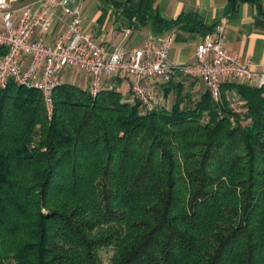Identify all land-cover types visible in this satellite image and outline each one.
Wrapping results in <instances>:
<instances>
[{
	"label": "trees",
	"instance_id": "obj_1",
	"mask_svg": "<svg viewBox=\"0 0 264 264\" xmlns=\"http://www.w3.org/2000/svg\"><path fill=\"white\" fill-rule=\"evenodd\" d=\"M108 249L109 264H264V87L148 111L65 82L51 114L35 88L0 89V264Z\"/></svg>",
	"mask_w": 264,
	"mask_h": 264
},
{
	"label": "built area",
	"instance_id": "obj_2",
	"mask_svg": "<svg viewBox=\"0 0 264 264\" xmlns=\"http://www.w3.org/2000/svg\"><path fill=\"white\" fill-rule=\"evenodd\" d=\"M69 17L66 27L53 42L41 36L32 39L36 29L47 34L52 19ZM173 34L162 32L146 37L141 48L126 52L108 51L86 30L81 14L69 7L68 0H37L18 10L9 0H0V89L8 83L37 89L49 114L53 110V92L66 81L63 73L75 69L88 78L87 90L95 97L108 80H128L134 101L145 110L158 106L155 93L148 91L147 79L169 82L176 76L202 80L214 102L221 98L223 80L254 87H264V69L255 70L225 47L219 35L199 42L195 61L173 64L168 55ZM232 106L241 103L233 93L227 97Z\"/></svg>",
	"mask_w": 264,
	"mask_h": 264
},
{
	"label": "crops",
	"instance_id": "obj_3",
	"mask_svg": "<svg viewBox=\"0 0 264 264\" xmlns=\"http://www.w3.org/2000/svg\"><path fill=\"white\" fill-rule=\"evenodd\" d=\"M12 9L37 0H9ZM77 10L86 30L95 34L97 42L108 51L129 52L141 48L150 34L161 31L173 34L169 61L173 64L195 61L196 45L216 33L222 37L227 50L239 59L251 63L255 70L264 69V0H68ZM52 19V29L42 34L36 29L32 39L44 36L53 42L66 27L69 17ZM155 17L163 29L155 24ZM73 73L67 79V73ZM64 80L87 89L88 78L75 69L63 73ZM230 82L223 80L222 83ZM125 102L133 103L128 80H108ZM145 88L155 93L158 109L171 111L177 104L184 109L205 92L202 80L176 76L169 82L147 79ZM125 86V87H124ZM125 91V95L123 94Z\"/></svg>",
	"mask_w": 264,
	"mask_h": 264
},
{
	"label": "rangeland",
	"instance_id": "obj_4",
	"mask_svg": "<svg viewBox=\"0 0 264 264\" xmlns=\"http://www.w3.org/2000/svg\"><path fill=\"white\" fill-rule=\"evenodd\" d=\"M67 76V79H72V76H73V73H67L66 74ZM125 87V86H124ZM123 94L125 95V91H123ZM112 255V251L111 250H102L101 251V258H102V261H103V264H109V259Z\"/></svg>",
	"mask_w": 264,
	"mask_h": 264
}]
</instances>
